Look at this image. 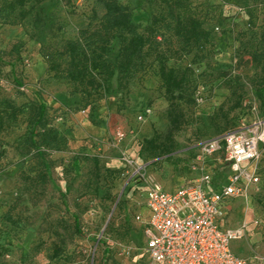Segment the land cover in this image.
I'll use <instances>...</instances> for the list:
<instances>
[{
  "label": "rangeland",
  "instance_id": "rangeland-1",
  "mask_svg": "<svg viewBox=\"0 0 264 264\" xmlns=\"http://www.w3.org/2000/svg\"><path fill=\"white\" fill-rule=\"evenodd\" d=\"M89 1L47 0L46 20L39 25L31 17L17 26L0 18V51L23 42L18 58L0 54V101L23 107L0 134L5 149L0 159V264H116L115 258L124 264H147L139 258L143 238L134 222L147 188L158 185L173 191L204 170L213 181L225 180L229 169L217 159L198 164L200 144L228 130L246 129L256 118L264 119L254 96L256 81L264 73L251 63L249 54L264 18V0H193L194 12L210 31L211 47L202 59L190 54L168 65L188 67L191 100L194 86L203 87L206 98L200 104L182 105L187 125L173 137L174 153L158 160L139 152L143 139L154 132L164 135L168 127L167 102L153 56L127 88L118 90L113 81L109 93L92 102L75 93L71 83L46 72L42 52L77 37L93 15L85 6ZM118 1L130 8L136 24H147L155 9L153 0ZM167 41L161 42L162 47ZM117 48L114 43L108 60L113 61ZM231 90L236 94L231 95ZM238 96L242 97L239 108L226 118L222 112L215 116L221 104L225 111ZM32 103L46 105L49 124L61 140L57 150L46 151L45 183L36 178L43 167L26 143L32 129L28 122ZM147 109L150 113L139 121ZM260 152L259 184L246 196L232 199L228 215L231 225L248 222L252 227L247 239L230 243L232 252L246 258L264 256V145ZM105 169L115 173L106 174ZM75 214L80 233L74 227ZM127 249H131L128 257Z\"/></svg>",
  "mask_w": 264,
  "mask_h": 264
},
{
  "label": "trees",
  "instance_id": "trees-1",
  "mask_svg": "<svg viewBox=\"0 0 264 264\" xmlns=\"http://www.w3.org/2000/svg\"><path fill=\"white\" fill-rule=\"evenodd\" d=\"M46 1L0 0V18H4L10 26L20 25L28 17H31L34 25L43 24L46 20L44 15ZM153 4L155 9L149 22L141 25L132 21V11L118 0H90L85 5L93 14L89 23L79 29L75 39L64 40L59 46L44 50L42 57L48 74L56 80L71 83L75 93L92 102L108 94L113 81L116 89L127 88L131 79L145 70L149 64L147 58L153 56L152 63L156 62V75L167 102L168 127L164 135L154 132L152 137L143 139L139 144V152L149 159L158 160L161 157L169 158L174 153L176 144L173 137L187 125L182 105L198 103V98H201L200 103H203L206 98L203 87L194 86L191 90V100L188 92L190 88L188 67L170 66L168 62L190 54L196 59H202L205 49L211 47L212 37L194 12L193 0H153ZM247 14L249 18L252 17L250 10ZM258 30L255 48L249 54L251 63L264 73V18ZM158 36H161L162 40L159 41ZM166 40L168 41L164 48L162 43ZM114 43L118 48L113 61H110L107 55ZM22 47L23 42L18 40L8 51H0V54H15L18 58ZM235 94L236 90H231V95ZM254 96L259 103L260 112L264 115V77L256 81ZM241 99L242 97L238 96L225 111L224 104H221L215 111V116L222 112L223 118H226L228 113L240 107ZM29 109L31 114L28 122L32 129L26 143L35 150L43 167V171L37 173L36 178L45 183L49 174L46 151L57 150L61 140L58 130L49 124L44 103H32ZM22 110L23 107L15 106L7 99L0 101V134L5 129L7 121L15 119L23 112ZM230 131L233 130L215 137ZM4 155L5 149L0 146V159ZM92 161L95 175H98L100 170L98 160L94 157ZM105 172L109 175L115 173L110 169H105ZM258 173L260 175V170ZM134 222L141 230L135 219ZM74 227L76 232L80 233L76 214ZM96 243L100 244V241L97 239ZM115 261L116 264H124L117 258Z\"/></svg>",
  "mask_w": 264,
  "mask_h": 264
},
{
  "label": "built area",
  "instance_id": "built-area-1",
  "mask_svg": "<svg viewBox=\"0 0 264 264\" xmlns=\"http://www.w3.org/2000/svg\"><path fill=\"white\" fill-rule=\"evenodd\" d=\"M197 102H202L201 98ZM144 111L138 120H143ZM119 133V138H123ZM264 145V119H254L246 129L233 130L200 144L197 161L215 157L226 165L229 174L216 190L212 177L202 172L191 182L173 191L158 185L146 190L148 216L136 215L142 225L145 245L142 252L148 264H264V256L243 258L230 248L233 240L250 234L247 223L236 228L224 226L226 201L247 195L259 184L260 146ZM254 226L258 222L253 221ZM131 249L125 250L126 257Z\"/></svg>",
  "mask_w": 264,
  "mask_h": 264
},
{
  "label": "crops",
  "instance_id": "crops-1",
  "mask_svg": "<svg viewBox=\"0 0 264 264\" xmlns=\"http://www.w3.org/2000/svg\"><path fill=\"white\" fill-rule=\"evenodd\" d=\"M212 158H214L215 160H216V158L215 157H212ZM207 159H209V158H207ZM206 159V160H207ZM205 160V161H206ZM203 164V163H202ZM222 164V163H221ZM220 164V162H219V165H221ZM204 172H207V171H205L204 170ZM224 177V176H223ZM226 178V177H225ZM194 180V179H193ZM193 180H191V181H193ZM191 181H188V182H191ZM224 182V180H220V181H213V176H212V186H211V189L212 190H216V189H218L219 187H220V185L222 184ZM185 184V183H184ZM232 199H234V198H232ZM232 199H230V200H228V201H226L225 202V204H224V209H225V219H224V226L225 227H228V228H236V227H238L240 224H238V225H231L230 223H229V220H228V215H229V212H230V210H231V208H230V202L232 201ZM140 215H142L144 218H146L147 216H148V211H147V209H146V207H145V201H144V205H143V208H142V211H141V214ZM247 224H248V227H250L249 229H250V234L252 233V227L249 225V223L248 222H246ZM139 224V223H138ZM140 226H141V235H142V238H143V244H142V246L140 247V249H139V258H141L142 260H144V261H146V263L148 264V261H147V258H146V255L142 252V247L145 245V238H144V236H143V233H142V225L141 224H139ZM245 239H247V238H245ZM234 253V252H233ZM234 254H236V253H234ZM257 254H259V253H257ZM237 255V254H236ZM239 256V255H238ZM240 257H243V258H246L245 256H240Z\"/></svg>",
  "mask_w": 264,
  "mask_h": 264
}]
</instances>
